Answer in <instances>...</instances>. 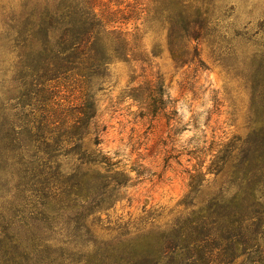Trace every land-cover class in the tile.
I'll return each mask as SVG.
<instances>
[{"label": "trees", "instance_id": "trees-1", "mask_svg": "<svg viewBox=\"0 0 264 264\" xmlns=\"http://www.w3.org/2000/svg\"><path fill=\"white\" fill-rule=\"evenodd\" d=\"M161 1L164 7L155 13L158 11L166 22L161 25L168 30L167 46L174 59L186 63L185 41H190L186 34L205 13L191 20L192 12L188 11L192 4L187 0ZM186 12L184 18L174 19L176 14ZM102 23L104 19L86 0L75 6L62 1L54 9L33 11L23 26L13 28L17 43L28 47L30 54L23 64L24 80L15 99L14 121L8 128H0L1 264H264V128L240 154L238 141L222 160L214 157L206 173L202 169L194 171L189 181L191 215L175 221L172 237L147 239L140 254L118 258L113 252L101 254L97 247L93 260H80L68 255L63 247L44 241L49 231L60 244L73 238L66 242L67 248L75 250L82 242L90 253L95 246H89V239L101 222L99 213L111 207L114 196L124 187L112 176L117 162L100 148L92 87L99 85L113 60L127 61L135 54L133 40L121 32H114L118 36L114 47L105 44ZM216 27L207 18L202 20L203 29L213 32ZM225 41L223 36L211 41L214 53ZM61 90H65V98ZM256 90L264 92L263 86ZM131 93L134 102L144 105L148 117L159 115L173 120L172 102L158 83H147ZM76 94L75 103L70 99ZM262 102L258 128L264 122V97ZM233 152L236 154L229 161ZM188 155L197 160L210 154L208 149L204 152L192 147ZM224 164L230 166L227 173ZM225 174L218 193L204 203L199 201L206 177ZM11 189L20 196L21 214L42 212L40 222L46 233L31 229L35 219L32 214L18 219L3 202V194ZM27 191L42 210L30 202ZM60 212L70 216L63 221L65 227L52 232ZM16 226L23 235L15 234Z\"/></svg>", "mask_w": 264, "mask_h": 264}, {"label": "rangeland", "instance_id": "rangeland-1", "mask_svg": "<svg viewBox=\"0 0 264 264\" xmlns=\"http://www.w3.org/2000/svg\"><path fill=\"white\" fill-rule=\"evenodd\" d=\"M62 1L72 6L83 4V0H0L1 129L14 121L15 99L24 80L23 64L30 54L28 47L17 43L13 28L23 26L33 11L54 9ZM86 1L104 19L101 34L105 44L115 46L118 36L114 32L133 40L135 56L127 61L113 60L106 76L92 87L98 108L100 148L117 162L112 176L124 187L114 196L111 207L99 213L101 222L89 239V246L95 249L88 254L82 242L73 250L66 246L73 238L60 244L55 234L46 233L40 222L41 211L21 214L20 196L12 189L3 194V202L18 219L32 214L35 219L31 229L46 233L45 242L63 247L74 259L93 260L97 247L101 254L113 252L115 257H128L140 254L147 239L172 237L175 221L191 215L189 181L195 170L206 173L214 157L222 160L238 141L240 154L254 134L264 128V122L260 128L256 123L264 97V92L256 90L264 88V0H187L192 4L188 11L192 12L191 20L205 13L203 19L217 27L211 32L202 28V18L194 22L186 34L190 40L185 41L186 63L174 59L167 46L168 30L161 25L166 22L158 13L164 7L163 1ZM188 12L176 14L174 19H182ZM179 35L183 37L184 33ZM208 36L213 38L205 40ZM219 36L226 41L214 53L210 43ZM51 37L56 39L55 35ZM197 44L198 51L194 53ZM150 82L164 88L175 111L173 120L159 115L148 117L144 105L131 99L133 90ZM60 95L65 98V90ZM77 96L70 100L76 103ZM192 147L204 152L208 149L210 155L194 160L188 155ZM202 162L203 167L197 166ZM223 167L227 173L230 166ZM225 177L226 174L208 175L199 201L204 203L214 197ZM26 196L37 210H42L30 192ZM58 216L52 232L65 227L63 221L70 215L60 212ZM14 230L23 235L19 227ZM120 251L124 253L117 254Z\"/></svg>", "mask_w": 264, "mask_h": 264}]
</instances>
